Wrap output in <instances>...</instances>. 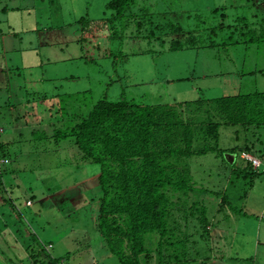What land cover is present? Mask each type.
Instances as JSON below:
<instances>
[{"label": "rangeland", "instance_id": "rangeland-1", "mask_svg": "<svg viewBox=\"0 0 264 264\" xmlns=\"http://www.w3.org/2000/svg\"><path fill=\"white\" fill-rule=\"evenodd\" d=\"M108 1L0 0L1 9L5 4L11 8L0 12V111L6 116L0 120V130L5 129L0 140L13 142L17 152L12 151L8 167L14 173L7 174L6 180L14 181L10 191L18 198L14 208L9 199L6 203L0 200V216L8 225L0 220V249L3 233L8 231L5 235L15 242L10 244L17 249L18 258L26 257L25 249L20 248L23 242L19 233H36L54 244V256L71 255V264H120L92 221L98 208L91 196L98 183L99 164L82 162L77 147L72 148L69 140L62 141L57 149L53 140L32 139L33 135L39 136L33 130L44 129L51 135L62 123L58 102L71 119L74 113L80 117L88 114L93 104L105 96L111 100L157 103L264 91V71H259L264 69V42L168 51L166 44L154 38L127 37L122 42L104 36L97 39L100 47L92 40L83 46L78 42V19L85 15L95 19L110 16ZM146 1L153 3L154 11L169 12L162 18H172L186 29L200 24L193 17L196 12L221 4L239 6L229 8L231 15L257 11L264 17V0H139V4ZM120 50L127 57L119 56L113 63L115 56L109 53L118 55ZM19 65L26 67L15 70ZM9 67L14 70L5 86L7 79L2 69ZM255 70L257 73H253ZM57 93L64 95H57V105L49 112L48 100L39 99L31 106L26 101ZM8 100L15 105L9 108ZM10 117L16 123H10ZM239 129L240 126L223 125L220 146L242 143V135L246 138L247 134L236 132ZM261 129L249 135L259 148L260 140H264V127ZM50 145L53 149L45 148ZM257 157L263 163V172L254 177L245 171L233 173V167L215 153L191 159L198 185L221 191L229 199L213 220L217 228L210 244L218 257L214 264H264V157ZM0 192L1 197L10 196L5 190ZM214 202L218 209L220 198ZM211 213L209 217L214 216ZM188 229L199 232L201 227L193 221ZM195 234L199 238L200 233Z\"/></svg>", "mask_w": 264, "mask_h": 264}, {"label": "trees", "instance_id": "trees-1", "mask_svg": "<svg viewBox=\"0 0 264 264\" xmlns=\"http://www.w3.org/2000/svg\"><path fill=\"white\" fill-rule=\"evenodd\" d=\"M5 5L0 12L11 9ZM235 7L239 6L221 4L198 11L193 17L200 24L186 29L172 18H162L169 12L154 11L152 2L109 0L106 8L112 12L110 16L95 19L85 15L78 19L81 25L78 42L84 46L92 40L100 47L102 44L97 39L104 36L122 42L127 37L154 38L166 44L168 51L263 43L264 17L261 13L229 14V8ZM118 52V55L109 53L115 56L113 63L119 56L127 57L124 50ZM23 67L19 65L15 70L26 66ZM2 70L7 79L5 86H8V77L14 69ZM57 95L64 94L26 98L30 106L48 100L51 106H44L47 112L60 105L57 110L62 123L56 125L54 133L48 135L46 130L36 129L32 133L37 131L39 136L33 135L32 139L53 140L57 149L61 148L62 141L69 140L72 148L77 147L82 162L99 164L98 183L91 196L98 208L92 221L120 264H214L218 258L210 244L217 228L214 219L229 204V199L221 191L198 185L191 159L215 153L233 167V173L245 171L251 177L262 173L263 163L255 167L241 155L248 152L264 157V140H260V149L249 136L256 135L264 127V91L157 103L127 98L111 100L105 96L93 104L88 114L80 117L74 113L71 119L65 115L66 108L58 102ZM0 115L2 121L6 116L2 111ZM14 118L10 117V123H16ZM223 125L240 126L236 132L243 131L247 137L242 135V143L223 148L220 146ZM45 148L53 149V145ZM12 151L17 153L13 142L0 140V190L10 194L8 198L0 196V200L6 203L9 199L14 208L18 199L10 191L15 186L14 181L6 180V175L13 172L8 167L13 159ZM239 160L246 165L240 166ZM10 180L14 177L10 176ZM216 198H220L218 209ZM211 211L214 216L209 217ZM0 220L8 226L2 216ZM193 221H198L199 232L189 231ZM195 232L200 233L199 238ZM6 233L8 231L3 233L0 264H71V255L54 256L51 252L54 244L45 242L36 233H19L23 242L20 248L25 249L26 257L18 258L17 249L10 244L12 240Z\"/></svg>", "mask_w": 264, "mask_h": 264}, {"label": "built area", "instance_id": "built-area-1", "mask_svg": "<svg viewBox=\"0 0 264 264\" xmlns=\"http://www.w3.org/2000/svg\"><path fill=\"white\" fill-rule=\"evenodd\" d=\"M241 156L252 161L255 167H259L262 164V161L257 156L251 153L243 152Z\"/></svg>", "mask_w": 264, "mask_h": 264}, {"label": "crops", "instance_id": "crops-1", "mask_svg": "<svg viewBox=\"0 0 264 264\" xmlns=\"http://www.w3.org/2000/svg\"><path fill=\"white\" fill-rule=\"evenodd\" d=\"M241 163V162H240ZM263 166V165H262Z\"/></svg>", "mask_w": 264, "mask_h": 264}]
</instances>
